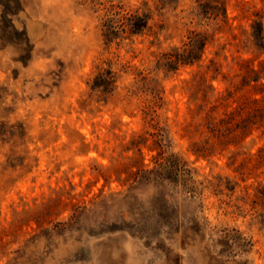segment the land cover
<instances>
[{"label":"rangeland","instance_id":"1","mask_svg":"<svg viewBox=\"0 0 264 264\" xmlns=\"http://www.w3.org/2000/svg\"><path fill=\"white\" fill-rule=\"evenodd\" d=\"M242 1L254 5L247 13L264 4L227 0L228 31L197 22L196 0H0V264H264V167L235 170L264 134L198 156L183 129L193 74L215 60L207 77L218 93L252 55L241 46ZM118 6L145 11L148 28L108 41L103 20ZM192 28L209 34L200 60L159 65ZM108 60L116 80L100 92L91 81ZM134 67L163 89L152 119ZM157 127L201 193L133 181L142 157L154 164Z\"/></svg>","mask_w":264,"mask_h":264},{"label":"trees","instance_id":"2","mask_svg":"<svg viewBox=\"0 0 264 264\" xmlns=\"http://www.w3.org/2000/svg\"><path fill=\"white\" fill-rule=\"evenodd\" d=\"M196 1L194 14L197 22L228 31L233 29L227 0ZM261 2L264 3V0ZM252 6L254 5H247L246 1L240 3L241 13L250 19L248 27L242 29L244 37L241 46L252 55L237 61L238 71L230 77L229 85L218 93L214 92V86L207 77L209 70L219 72V66L213 59H210L204 70L195 72L190 80L193 105L189 107L190 116L183 129L192 138L191 150L198 156L211 155L223 151L229 145H238L253 132L264 134V4L247 13ZM148 19L149 15L145 11L139 12L122 6L109 9L103 20L104 36L108 41L115 37L127 38L148 28ZM208 36L206 29H188L179 45L157 55V63L167 70L175 71L181 65L199 61ZM107 63L106 67H101L94 74L91 81V87L100 92L113 90L116 80V71L111 68L109 60ZM134 71L149 90L150 98L145 104L144 114L151 115L152 119L155 107L163 103V89L157 82L150 84L149 70L134 67ZM148 133L155 136L154 143L159 149L152 157V167H146L142 157L136 170L130 171L133 181L147 177L155 181L163 179L181 185L191 195L201 193L203 185L195 177L193 168L178 155L165 154V131L157 127L156 131ZM235 162L234 157L232 163ZM263 167L264 144L256 151L242 155L235 170L244 175ZM235 184L236 182L230 188H234ZM257 187L259 196L263 198L264 184L258 181Z\"/></svg>","mask_w":264,"mask_h":264}]
</instances>
